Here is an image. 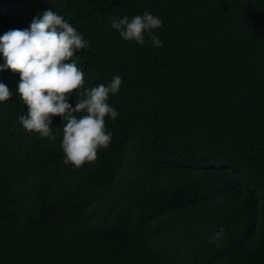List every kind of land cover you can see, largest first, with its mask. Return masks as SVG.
Returning <instances> with one entry per match:
<instances>
[{"label":"trees","instance_id":"1","mask_svg":"<svg viewBox=\"0 0 264 264\" xmlns=\"http://www.w3.org/2000/svg\"><path fill=\"white\" fill-rule=\"evenodd\" d=\"M47 9L87 41L85 88L121 77L119 115L73 169L61 118L54 140L26 132L0 71V264H264V0H0V35ZM145 11L160 47L111 28Z\"/></svg>","mask_w":264,"mask_h":264},{"label":"clouds","instance_id":"2","mask_svg":"<svg viewBox=\"0 0 264 264\" xmlns=\"http://www.w3.org/2000/svg\"><path fill=\"white\" fill-rule=\"evenodd\" d=\"M162 20L150 12L113 18L111 28L124 41L145 43L149 34L156 47L162 46L152 30L159 29ZM87 47L84 37L61 15L47 9L34 18L28 28L9 30L0 35V71L10 70L19 74L16 94L26 106V114L19 123L28 133L54 140L52 124L60 117L62 128L61 149L63 163L79 169L93 163L101 149H107L112 133L106 130L105 118L115 121L119 113L107 103L109 94L118 93L122 84L114 76L105 86L84 87V73L72 61L79 50ZM76 94L75 106L69 103ZM13 96L7 85L0 83V103ZM85 113L78 116L77 114ZM222 235L217 234L216 238Z\"/></svg>","mask_w":264,"mask_h":264}]
</instances>
